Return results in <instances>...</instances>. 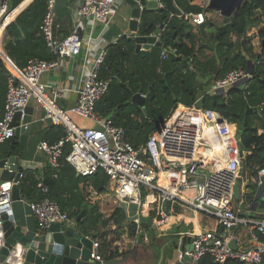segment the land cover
I'll return each mask as SVG.
<instances>
[{
    "label": "built area",
    "instance_id": "built-area-1",
    "mask_svg": "<svg viewBox=\"0 0 264 264\" xmlns=\"http://www.w3.org/2000/svg\"><path fill=\"white\" fill-rule=\"evenodd\" d=\"M124 0H77L75 22L72 31L58 37V0H47V9L40 29L45 44L55 57L51 60L33 58L25 68L19 67L5 50L6 30L10 21L7 16L11 0H0V62L9 70L5 106L0 116V144L15 137L17 127L22 132L29 129V123L22 122L29 102L42 107L44 119L60 126L65 135L56 143L41 140L37 149L47 154L49 162L57 168L65 143L71 151L66 160L84 176L94 175L102 169L109 176V189L114 192L118 205L133 204L140 210L144 190L155 191L160 202L181 200L197 211L215 216L226 236L215 230H207L192 236V250L180 253L190 258L189 264H200L210 254L219 264L237 260L242 264H264V216L251 218L242 215L234 205L233 186L241 172L242 150L238 146L237 125L228 121L219 111L179 104L171 115L149 136L146 143L136 147L126 138L125 129L113 124L112 119L96 111L97 103L107 93L110 81L101 78L100 68L107 55L109 42L103 33L109 28L116 14V7ZM207 8L210 0H203ZM180 16L194 26L202 25L208 18L206 11L180 12ZM101 25V33L95 36L93 27ZM91 26L89 51L92 61L86 63L78 87V99L72 108H64L58 99L65 90L58 83H44V73L59 69L63 60L78 56L84 47L83 32ZM93 30V31H92ZM248 36L253 34L248 33ZM91 46V47H90ZM94 50V51H92ZM175 48L163 49L162 57ZM248 69L239 67L215 80L210 89H228L235 83L250 79ZM21 114L18 126L14 117ZM75 113L93 122L84 127L76 122ZM5 168L19 172L18 180L0 178V251L5 246L3 215L12 211V193L15 184H21L27 176V167L18 160L5 162ZM15 167H17L15 169ZM163 172H177L167 186L161 182ZM43 196L37 200L23 199L34 214L39 230L48 229L53 223L75 224L74 218L63 210L59 202L49 197V186L43 182V174L37 173ZM257 187L264 186V167L254 178ZM160 222L167 223L166 211L159 210ZM137 225L140 220H136ZM244 226L253 239L245 249H234L229 245L228 234L236 227ZM100 243L93 240L91 258L103 263L105 259L97 251ZM27 247L17 244L9 250L4 263L25 264ZM0 264H3L0 260Z\"/></svg>",
    "mask_w": 264,
    "mask_h": 264
},
{
    "label": "trees",
    "instance_id": "trees-1",
    "mask_svg": "<svg viewBox=\"0 0 264 264\" xmlns=\"http://www.w3.org/2000/svg\"><path fill=\"white\" fill-rule=\"evenodd\" d=\"M174 1L186 13L203 10L214 12L204 6L203 0ZM11 9L17 10L7 16V21L24 9L6 30L5 50L12 60L25 68L33 58L53 59L55 56L47 49L40 29L47 0H11ZM166 20L160 33L162 46L154 45L140 50L134 66L132 61L137 45L134 36H121L117 42L107 46L100 76L109 80L110 84L107 93L97 103L96 111L112 119L113 124L122 126L126 138L139 147L146 143L179 104L194 105L201 89H210L216 79L239 67L247 69L251 62L253 73L247 83L230 87L226 94L222 91L206 93L203 99L206 108L219 111L237 125L244 145L242 155L246 171L251 176L257 174L264 167V131L260 132V129L264 130V0H243L240 7L224 16L221 23L215 24L207 18L199 26L160 6L142 15L139 31L143 35L153 34ZM254 27L258 31L248 36L249 30ZM254 37L259 38L260 51L255 49ZM164 48H175L176 52L162 57ZM8 75L9 70L0 62V116L5 106ZM139 90L146 96L144 106L132 101ZM50 127L42 140L53 144L65 133L54 123ZM26 150L27 146L22 148L20 140L12 137L0 144V160L25 158ZM70 151V143H65L57 168L48 165L42 172L28 169L27 176L20 184L22 198L32 201L43 196L36 176L42 173L43 182L49 186V197L57 200L70 217L76 219L85 210L78 226L90 231L96 230L100 224L104 227L109 224L117 227L123 225L127 218L125 208L117 207L104 218L99 206L100 199L95 194L110 190L109 176L102 169L91 176L79 174L66 160ZM255 186L256 183L249 184V187ZM146 227L147 224L143 222L140 230ZM128 229L131 236L137 234L136 223L128 222ZM120 255V252L113 250L105 259ZM200 264L219 263L208 254ZM228 264L242 263L233 260Z\"/></svg>",
    "mask_w": 264,
    "mask_h": 264
},
{
    "label": "crops",
    "instance_id": "crops-1",
    "mask_svg": "<svg viewBox=\"0 0 264 264\" xmlns=\"http://www.w3.org/2000/svg\"><path fill=\"white\" fill-rule=\"evenodd\" d=\"M76 3L77 0H58L57 18L59 27L56 30L58 37H64L72 31L75 22ZM160 6L165 7V3L159 1L158 7ZM23 10L24 9H21L14 14L8 21H10V23L14 21L17 15ZM131 10V6L125 4L124 1L116 7V14L113 21L109 28L103 33L104 39L107 40L109 44L117 42L121 36H133V31L130 29ZM207 13L208 18L212 19V22L215 24L221 23L224 19V15H221L219 12L214 11L212 13ZM140 23L141 18L138 19V30L140 28ZM101 28L100 24L93 27L95 36L101 33ZM257 31L258 29L254 27L251 28L248 33L255 35ZM90 33L91 26L87 31L83 32L84 47L80 55L63 60V64L59 69L48 71L44 73L41 78L44 83H58L65 88L63 95L58 99V103L67 109L76 105L78 99L77 90L81 84L82 71L85 68L84 65L92 61V52H89L91 51L89 49L91 43L89 38ZM157 38L160 40V35H158ZM256 40L257 38L254 37L255 49L260 51V45L257 46L258 41ZM90 121L91 120L88 122L87 120L86 123H91L92 121ZM52 124L50 120L44 119L42 107L34 103L33 118L29 123V129L25 131L29 135L26 144V157L17 159L20 166L42 172L46 166L51 165L47 154L37 149V142L41 141L44 135H47L46 132L51 128L50 126H52ZM263 131V129H260L261 133ZM176 175L177 172H172L171 174L167 172L162 173V184L167 186L169 181L174 179ZM255 176L256 174L251 176L247 171L240 172L236 179V182L240 183L239 198L236 199L234 196L235 207L240 209L242 215L251 218L264 216V197L257 199L255 196L258 187H249V184L255 183ZM95 194L97 198L100 199L99 206L104 218H107L117 207L122 206L125 208L127 218L123 225L117 227V225L109 224L104 227L100 224L96 230L92 229L87 231L86 228L84 229L78 226V222L75 218V224H65L73 229H81L82 233L93 237L94 240H98L100 246L97 251L104 259L109 252L114 250L121 253L120 256L114 258H124V264H158L161 259V254L163 253V262L167 263L169 260L181 258L177 248L180 247L181 239L186 234L193 236L198 232L207 230H215L219 233H223L225 236L227 234L224 228L218 224L215 216L197 211L179 199L161 203L155 191H143L142 206L140 210H137V212L132 215L129 214L128 206L125 205L126 203L120 206L118 205L117 198L115 195L111 194L110 190L102 193L96 192ZM130 205L131 204H129V206ZM161 208L166 211L169 217L167 223L160 222L159 210ZM12 211L16 223L23 225L24 230L28 232L32 241L43 244L44 240L50 236L49 229L39 230L36 218L23 198L18 201H13ZM138 219L140 220V224L137 225V234L131 236L129 234L128 222L135 223ZM149 220L156 223L158 228L163 229L158 235L155 234L154 229L148 224ZM143 222L147 224V227L140 230V225ZM166 226H170L171 228L169 229ZM109 229L110 231H108ZM174 237L179 239L169 244ZM230 240H235L236 249L239 250L245 249L253 244L252 236L244 226L232 229L228 234V241L230 242ZM262 242L264 243V237L262 238ZM173 257L175 258L173 259ZM25 264L32 263L25 261Z\"/></svg>",
    "mask_w": 264,
    "mask_h": 264
},
{
    "label": "water",
    "instance_id": "water-1",
    "mask_svg": "<svg viewBox=\"0 0 264 264\" xmlns=\"http://www.w3.org/2000/svg\"><path fill=\"white\" fill-rule=\"evenodd\" d=\"M33 1V0H32ZM159 1H163L165 3V7L169 9L173 14H180L181 10L176 6L174 0H124L125 4L130 5L131 10V27L130 29L133 31L132 34L135 37L136 45V54L133 56L132 65H135V58L137 53L140 50L149 49L154 45L162 46V42L157 38L160 35L161 31L164 29L165 23L161 24L157 30L150 35H143L138 30V19L142 17L147 11L156 9L159 6ZM243 0H210L207 8L219 12L221 15L228 16L232 14L236 9L240 7ZM248 72L250 75L253 73V65L249 62ZM249 78H245L244 80L235 83L233 86H239L247 83ZM224 92V90H221ZM219 92L218 90L214 91L212 89L204 90L201 89L198 94V99L196 101V106L198 108L205 107L204 95L206 93L215 94ZM132 101L145 105L146 96L142 93V90L135 93L132 97ZM34 111V103L29 102L26 108V114L22 119L24 123H30L33 118ZM73 119L81 124L84 127H91L93 123H86L87 120L80 115L75 113L72 114ZM21 114L17 113L13 120V125L18 126L20 123ZM86 120V121H85ZM16 138L20 140V144L22 148H25L29 135L26 132H22L20 127L16 129ZM238 146L240 150L244 149L243 142L241 141L238 135ZM11 162H16V157L9 158ZM7 159L0 160V178L3 180L12 179L18 180L19 172L15 174V172L9 171V169L5 168V162ZM17 167H15L16 169ZM234 196L236 199L239 198L240 194V183L235 182L233 186ZM252 197V196H250ZM257 199L264 197V186L258 187L257 193L255 196ZM13 201H18L22 199L20 185L15 184L12 193ZM85 210L76 218L77 222L81 220V218L85 214ZM3 229H4V238H5V246L0 251V260L3 264L6 256L9 253V250L17 244H21L27 247L26 252V261L32 264H124V258H113L109 260H105L103 263L96 261L91 258V251L93 248V237L82 233L81 229H73L68 227L65 223L55 222L48 229L50 232V236L44 240V243L32 241L31 237L28 235V232L24 230L22 224H17L13 215V212L3 215ZM148 224L154 229L155 234H159L162 228H158L157 224L152 220L148 221ZM167 228H171L170 226H166ZM179 238H173L169 242V244L178 240ZM192 236L188 234L184 235L181 239L180 247L177 248L178 253L192 250ZM168 244V245H169ZM229 245L236 249L235 240H230ZM180 256V255H179ZM175 257H173L174 259ZM190 258L187 254H184L183 260L175 258L174 260H169L167 263L163 262V253L161 254V259L158 264H189Z\"/></svg>",
    "mask_w": 264,
    "mask_h": 264
},
{
    "label": "bare ground",
    "instance_id": "bare-ground-1",
    "mask_svg": "<svg viewBox=\"0 0 264 264\" xmlns=\"http://www.w3.org/2000/svg\"><path fill=\"white\" fill-rule=\"evenodd\" d=\"M163 173H164V172H163ZM160 175H161V174H160ZM125 205L128 206V211H129V214H131V215H132V214H135V213L137 212V210H138V208H137L138 206H136V205H132V204H131V205L129 206V204H127V203H126Z\"/></svg>",
    "mask_w": 264,
    "mask_h": 264
},
{
    "label": "rangeland",
    "instance_id": "rangeland-1",
    "mask_svg": "<svg viewBox=\"0 0 264 264\" xmlns=\"http://www.w3.org/2000/svg\"><path fill=\"white\" fill-rule=\"evenodd\" d=\"M204 3V1H203ZM257 38V37H256ZM258 43H257V46L260 45V41H259V38H257ZM244 162H245V159L243 158L242 161H241V172L244 171L246 172V168L244 166ZM112 195H115L113 191H110Z\"/></svg>",
    "mask_w": 264,
    "mask_h": 264
}]
</instances>
